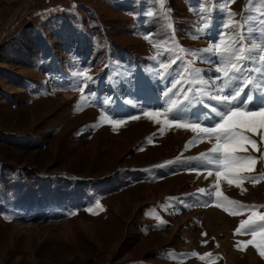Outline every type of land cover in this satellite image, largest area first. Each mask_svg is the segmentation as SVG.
<instances>
[{
    "label": "rangeland",
    "instance_id": "1",
    "mask_svg": "<svg viewBox=\"0 0 264 264\" xmlns=\"http://www.w3.org/2000/svg\"><path fill=\"white\" fill-rule=\"evenodd\" d=\"M262 7L257 0H0V264H264L251 245L239 247L251 235L234 234L264 207L230 217L214 195L208 206L191 202L193 190L215 191L208 175L215 169L199 159L215 140L143 114L183 100L176 115L190 121L192 104L220 86L218 58L204 50L229 11L245 27L224 31L242 34L247 46L264 40V27L251 23ZM249 76L254 83L244 92L257 93L264 77ZM144 93L157 102L138 101ZM102 117L125 123L114 130ZM175 132L189 137L173 141ZM253 138L259 151L241 155L258 161L245 175L259 176L264 143ZM242 188L221 181L230 199L264 206V180ZM170 196H186L190 206ZM209 208L218 212L207 224L209 213L199 211Z\"/></svg>",
    "mask_w": 264,
    "mask_h": 264
},
{
    "label": "snow or ice",
    "instance_id": "2",
    "mask_svg": "<svg viewBox=\"0 0 264 264\" xmlns=\"http://www.w3.org/2000/svg\"><path fill=\"white\" fill-rule=\"evenodd\" d=\"M227 2L230 4L234 0H227ZM257 2L264 6V0H257ZM160 3L163 6L164 0H160ZM249 5L254 6V0H249ZM201 10L203 11V9ZM149 15H152V13H149ZM227 15L229 19L221 25L222 31L218 34V40L204 50L218 58L216 72L219 75L216 77V81L220 82V86L215 89L217 94L210 98L221 104L228 105L226 110L223 107L219 109L213 107L211 109L219 117L217 123L214 126L206 127L201 125L199 117L187 122L180 119L176 113L184 103L183 100L170 101L169 107L164 111L152 110L143 114L156 124L175 125L178 129L184 128L198 133L201 140L205 138L209 141L215 140L210 150L201 153L199 157V159L215 169L214 173L211 170L208 171V175L212 176L214 174L216 177V182L213 186L214 193L212 190H199L202 194L210 197L203 206L212 204L211 197L214 195L215 207L222 208L230 216H237L244 214L245 210L264 207L242 204L237 200L230 199L221 191L222 180H226L229 186L241 188L242 192L245 191L242 188L245 181L255 185L264 180V173H261L259 176L245 175V173L255 171L258 161L251 155H241V153H247L249 147L255 151H259L258 141L253 138L254 136H259L260 143H264V80L257 85L258 94L250 96L244 92V88L250 87L254 81L251 79V76L247 79L243 77L245 71L254 72L259 77H264V40L247 46L244 44L245 37L242 34H228L224 30L236 24L241 28L245 26L231 19L236 13L229 11ZM259 15L260 19L251 22L253 27L256 24L264 27V7H262ZM165 18L170 19L167 13L165 14ZM168 26L169 28L172 27L171 24ZM208 27L209 25L205 24L199 31L203 32ZM168 50L167 48L165 49V51ZM245 62L258 64L259 66L247 68ZM81 75L86 76L84 73ZM86 79H91V77L86 76ZM176 83L180 82L177 81ZM203 83L208 84L207 81ZM221 93L227 94L222 95ZM202 94L207 95L208 93L205 90ZM242 95L245 98L243 101L244 106L241 107L233 104V101H236ZM184 99H187V97L185 96ZM249 103L253 104V108L249 109L247 107ZM191 115L194 116L195 114ZM160 117H164V119L161 120ZM102 119H108L109 123L114 126V130L115 126L125 123L124 120H113L109 117H102ZM129 119L138 120L139 116H131ZM97 207H100L99 204H97ZM242 233L250 234L251 239L239 243L245 247L247 245L253 246L258 254L264 257V212L253 210L247 215L246 219L240 220L238 227L234 230V234ZM202 235H207V233H202ZM193 255L196 254L193 253ZM205 255L210 256L211 254Z\"/></svg>",
    "mask_w": 264,
    "mask_h": 264
},
{
    "label": "crops",
    "instance_id": "3",
    "mask_svg": "<svg viewBox=\"0 0 264 264\" xmlns=\"http://www.w3.org/2000/svg\"><path fill=\"white\" fill-rule=\"evenodd\" d=\"M237 106H241V107H243L244 106V104H243V102L242 103H240V104H238ZM248 106V105H247ZM193 119H196V118H192V120ZM201 162H203V161H201ZM203 166H205L206 164L205 163H201ZM190 165H192V167L193 168H196L197 167V165L200 167L201 165L200 164H197V165H195V164H190ZM203 166H201V167H203ZM165 174H167L168 176H169V172H165V171H163V173H162V175H163V177L164 178H166L165 177ZM212 179H214V178H212ZM213 184V183H212ZM211 184V185H212ZM204 186H209V185H204ZM189 191H191V190H189ZM188 191V192H189ZM202 194V193H201ZM189 195V194H188ZM187 195V196H188ZM171 197V196H170ZM184 197H186V196H183L182 198H180V199H176L175 197H171L173 200H172V204L173 205H179V204H181V203H183V204H187V201L185 200V198ZM192 197H193V201H191L192 203H197L198 205H197V208H199V207H201V204H202V200H205V199H207V200H209L210 198H209V196H207V195H204V194H202V198H201V196H200V191H197L196 190V192H195V190H193V195H192ZM189 200V199H188ZM187 205H189V204H187ZM190 206V205H189ZM196 206V205H195ZM259 206V205H258ZM166 208V210H168L169 212H171L170 210H169V208L168 207H165ZM212 209V210H211ZM159 210H162L163 211V209H159ZM190 211V210H189ZM218 212V210L216 209V208H209V209H207V210H205V211H199V212ZM175 213V212H174ZM182 214H184V213H188V212H181ZM225 215H228L226 212H223ZM250 213V212H249ZM199 214H201V213H199ZM198 214V215H199ZM204 214V213H203ZM177 215V214H176ZM197 216V215H196ZM230 216V215H229ZM230 217H232V216H230ZM242 235L243 236H245V234H243L242 233ZM249 239H251V236L249 237ZM245 241V240H244ZM243 241V242H244ZM239 247H244V248H246L243 244L242 245H240ZM219 249H221L222 251H224V254H226L227 253V251L225 250V247H224V245H219ZM250 249L251 250H255L256 251V249L253 247V246H251L250 247ZM219 254H221L222 255V253H219ZM217 257V256H216ZM215 257V258H216Z\"/></svg>",
    "mask_w": 264,
    "mask_h": 264
},
{
    "label": "bare ground",
    "instance_id": "4",
    "mask_svg": "<svg viewBox=\"0 0 264 264\" xmlns=\"http://www.w3.org/2000/svg\"><path fill=\"white\" fill-rule=\"evenodd\" d=\"M201 81H202V80H201ZM123 88H124V87H123ZM68 96H69V95H66V98H68ZM69 98H72V97H69ZM173 135H174V137L172 138V140H173V141H176V142H177V141H181V139H184V138L189 137V134H188V133H183V132H178V133L175 132ZM169 140H170V139H169ZM208 145H209V143H208ZM205 146H206V145H205ZM213 180H214V179H213ZM201 183H203V182H201ZM206 183H207V181H206ZM225 191H227V190H224L223 193H224ZM162 193H163V195H167L165 191L160 192L159 194L162 195ZM149 194H151V189H150V188L146 191L145 196H148ZM211 210H212V209H211ZM213 212H214V211H213ZM204 213H205V212H204ZM208 213H209V214H208ZM208 213H207L208 215H206V218H207V219H206L207 224H209V222H210L211 219L216 220V219H215L216 217H215L214 215H212V213H210V212H208ZM217 218H218V217H217ZM219 219L222 221V217H220ZM217 220H218V219H217ZM221 221H220V222H221ZM210 224H211V223H210ZM229 225H230V224H229ZM226 227H228V226H226Z\"/></svg>",
    "mask_w": 264,
    "mask_h": 264
}]
</instances>
